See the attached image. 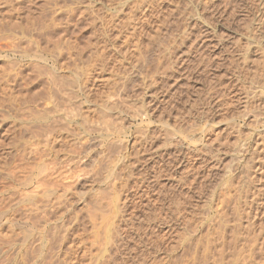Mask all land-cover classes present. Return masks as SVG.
I'll list each match as a JSON object with an SVG mask.
<instances>
[{
  "label": "rangeland",
  "instance_id": "374dc122",
  "mask_svg": "<svg viewBox=\"0 0 264 264\" xmlns=\"http://www.w3.org/2000/svg\"><path fill=\"white\" fill-rule=\"evenodd\" d=\"M21 1L0 0V264H264V0H87L89 7L93 3L94 8L98 7L99 10L93 8L96 12L119 19L118 25L134 13L130 26L135 29V37L131 38L136 39L128 45L124 43L125 36L115 38L113 25L108 33L114 48L96 43L97 30L90 15L82 13V8L89 5L86 0ZM114 7L120 8V14L112 16L111 12L116 13ZM48 23L51 26L47 28ZM55 72L62 80L81 78L86 99L76 104L80 103L78 110L87 116L82 115L87 121L75 117L69 126L57 121L60 128L55 126L49 138L43 129L51 118L43 119L44 113L49 112L51 117L58 111L59 118L70 108L66 107L67 99L54 91L58 87L51 82ZM52 92H56L53 97H58L60 103L64 101L56 111L53 105L58 98L55 100ZM50 99L55 101L51 103ZM113 102L120 111L107 110L105 106ZM121 103L125 105L121 107ZM77 106L74 104L76 109ZM99 110L115 117L107 116L123 129L120 134H111L109 139L106 134L112 133L110 128H105L106 136L102 138L97 131L92 132V126L99 128L108 121L103 120ZM83 125L89 134H82ZM65 128L72 134L68 138L81 136L79 143H88L90 148L72 162V150L80 144L71 145L63 139L68 131ZM115 141L126 143L125 148L111 146ZM46 145L53 147L48 149ZM51 165L57 174L62 172L50 177L58 187L56 196L63 190L59 182L69 185L65 198H60L64 202L52 207L54 210L46 208L48 217L61 224H57L56 241L54 238L51 246L44 249L45 257L40 263L41 259L34 256L36 242L24 240L28 233L19 225L23 222L22 199L34 191L40 195L38 191L42 189L35 179L42 168ZM71 169L73 176L65 178L68 173L63 172ZM229 179L233 186L228 189ZM216 211L225 217L224 223L231 221L225 223L227 227L233 223L232 230L221 222L219 213L217 223L224 229L216 223ZM214 223L215 227L220 225L221 232L231 231L233 235L225 236L223 231L224 236L217 233L222 240L213 236ZM234 227L241 228L236 230L237 241ZM210 228L213 230L207 232ZM252 230L257 231V237ZM36 231L33 235H37ZM241 231L249 238L240 236ZM216 237L218 240L212 244L209 239ZM244 242L253 246L245 247ZM224 243L235 247L227 245L229 250L233 248L232 253ZM215 244L219 248L225 245L222 252ZM240 250H245L243 256L238 255ZM218 252L221 256L217 254L215 258ZM249 253L252 258L244 259Z\"/></svg>",
  "mask_w": 264,
  "mask_h": 264
},
{
  "label": "bare ground",
  "instance_id": "6f19581e",
  "mask_svg": "<svg viewBox=\"0 0 264 264\" xmlns=\"http://www.w3.org/2000/svg\"><path fill=\"white\" fill-rule=\"evenodd\" d=\"M18 1V0H17ZM21 1V0H20ZM71 1V0H70ZM87 1V0H86ZM93 1V0H92ZM92 1H90V2H92ZM139 1V0H138ZM150 1V0H149ZM22 2V1H21ZM81 2V1H80ZM88 2V1H87ZM94 2V1H93ZM92 2V3H93ZM97 2V1H96ZM101 2V1H100ZM112 2V1H111ZM136 2V1H135ZM140 2V1H139ZM148 2V1H147ZM152 2V1H151ZM22 3H24V1L22 2ZM82 3V2H81ZM85 4H86V2H84ZM108 3H110V2H108ZM134 3V2H133ZM142 4L144 3L143 1L141 2ZM75 4H77V3H75ZM75 4H73V5H75ZM88 4H89V2H88ZM97 4V3H96ZM106 4V3H105ZM139 4V3H138ZM19 5V4H18ZM92 6L91 7H89L90 6V4L89 5H87L88 7H86L85 6V8L83 9L82 8V13H85L86 15H90L89 17H90V22L92 23V25H93V27L97 30V37H96V43L98 44V45H100V43H103V44H108V45H105L106 47L108 46H110V48H114L113 46V44H114V40H112L113 41V44H112V42H111V37H110V33H108L109 31H110V27H113V25L115 26V28H116V31L115 32H117L116 34H115V38H119V36L121 37V36H125V38H126V40H125V42L124 43H128V45L132 42V41H134L135 39L134 38H131V37H133L134 35H133V26H130V19H132L131 17H133V16H131L132 14L134 15V13H132V14H129L128 15V17L125 19L126 20V22H120V23H122V24H117V21L119 20L118 18V20H116L115 21V18H109V16H107V15H105V14H103L102 13V11H100V12H96L94 9L96 8H94L93 6H94V3L93 4H91ZM97 5H99V4H97ZM111 5V4H110ZM125 6V5H124ZM137 6H139V5H136L135 7H137ZM143 6V5H142ZM25 7V6H24ZM72 7V6H71ZM70 7V8H71ZM107 7V6H106ZM149 7V6H148ZM14 8V7H13ZM76 8V7H75ZM80 8H81V5H80ZM94 8V9H93ZM100 8H102V7H100ZM115 8V7H114ZM113 8V9H114ZM117 8H119V7H117ZM117 8H115V10H116V13H115V11L114 12H111L112 13V16L114 15V14H120V10H118L117 11ZM130 8V7H129ZM25 9H28V8H26L25 7ZM77 9V8H76ZM96 9H98V7L96 8ZM120 9V8H119ZM132 9H134V8H132ZM30 10H32V9H30ZM78 10V9H77ZM81 10V9H80ZM99 10V9H98ZM109 10V9H108ZM130 10V9H129ZM142 10V9H141ZM153 10V9H152ZM18 11H20V10H18ZM27 11V10H26ZM31 12V11H30ZM53 12H55V11H53ZM57 12V11H56ZM104 13H106L107 11L105 10V11H103ZM144 12V11H143ZM158 12V11H157ZM193 13H194V11H192ZM199 12V11H198ZM15 13V12H14ZM76 13V12H75ZM111 13H109V14H111ZM126 13V12H125ZM128 13H130V11L128 12ZM141 13V12H140ZM161 13V12H160ZM18 14V13H17ZM51 14H52V11H51ZM59 14V13H58ZM79 14V13H78ZM151 14V13H150ZM158 14V13H157ZM192 14V13H191ZM27 15V14H26ZM55 15H57V14H55ZM66 15V14H65ZM147 15V14H146ZM151 15H153V14H151ZM161 15V14H160ZM193 15V14H192ZM195 15V14H194ZM20 16H22V14L20 15ZM29 16V15H28ZM28 16H26V17H28ZM51 17H52V15H50ZM123 16V15H122ZM131 16V17H130ZM163 16V15H162ZM191 16V15H190ZM18 17V16H17ZM31 17V16H30ZM55 17V16H54ZM54 17H52V18H54ZM81 17H83V16H81ZM108 17V19H106ZM116 17V16H115ZM126 17V16H125ZM147 17V16H146ZM199 17V16H198ZM76 18V17H75ZM121 18V17H120ZM140 18V17H139ZM143 18H144V16H143ZM159 18H161V17H159ZM87 19V18H86ZM114 19V21H112ZM147 19V18H146ZM53 20V19H52ZM51 18H50V24H51ZM121 20H122V18H121ZM123 20H124V18H123ZM48 21V20H47ZM56 21V20H55ZM67 21V20H66ZM70 21V20H69ZM81 21V20H80ZM152 21V20H151ZM158 21V20H157ZM65 22V21H64ZM89 22V21H88ZM132 22H133V19H132ZM49 23L47 24V28L48 27H50V26H48L49 25ZM90 23V24H91ZM140 24H141V22H139ZM138 23V24H139ZM143 23V22H142ZM33 24V23H32ZM147 24H148V22H147ZM45 25V24H44ZM116 25H118V26H116ZM133 25V24H132ZM54 26V25H53ZM59 26V25H58ZM61 26H62V24H61ZM60 26V27H61ZM130 26V27H129ZM134 26H135V24H134ZM144 26V25H143ZM42 27V26H41ZM90 27H92V26H90ZM117 27H119V28H117ZM138 27V26H137ZM139 27H141V26H139ZM46 28V27H45ZM46 28V29H47ZM114 28V27H113ZM65 29V28H64ZM93 29V28H92ZM142 29V28H141ZM49 30V29H48ZM54 30V29H53ZM52 30V31H53ZM60 30H62V29H60ZM59 30V31H60ZM131 30V31H130ZM135 30V29H134ZM143 30V29H142ZM46 31V30H45ZM94 31V30H93ZM133 31V32H132ZM137 31V30H136ZM139 31H141V30H139ZM207 31V30H206ZM62 32H63V30H62ZM123 32H125V33H123ZM129 34H128V33ZM56 33V32H55ZM58 33V32H57ZM56 33V34H57ZM61 33V32H60ZM64 33V32H63ZM62 33V34H63ZM94 33V32H93ZM127 33V34H126ZM145 33V32H144ZM144 33H143V35H144ZM21 34H24V32L21 30ZM124 34H126V35H128V36H126V35H124ZM134 34H135V32H134ZM11 35H12V37H15L14 35H13V33H11ZM65 35V34H64ZM63 35V36H64ZM113 35H114V32H113ZM133 35V36H132ZM204 35V34H203ZM206 35V34H205ZM94 36H95V34H94ZM211 36H213V35H211ZM62 37V36H61ZM60 37V38H61ZM135 37V36H134ZM9 38H10V36H9ZM114 38V37H113ZM206 38V37H205ZM207 38H209V37H207ZM212 38V37H211ZM13 39V38H12ZM15 39V38H14ZM14 39H13V41H14ZM61 39H63V37L61 38ZM61 39H60V41H61ZM122 39V38H121ZM65 40V39H64ZM117 40V39H116ZM59 41V40H58ZM94 42V41H93ZM108 42V43H107ZM136 42L137 41H135L134 43L136 44ZM208 42V41H207ZM212 42V41H211ZM63 43V42H62ZM67 43V42H66ZM117 43V42H116ZM91 44V43H90ZM92 45V44H91ZM102 45V44H101ZM125 45V44H124ZM131 45V44H130ZM133 46H134V44H133ZM138 46V45H137ZM12 47V46H11ZM93 47V46H92ZM95 47V46H94ZM105 47V49H107ZM116 47V46H115ZM125 47V46H124ZM127 47V46H126ZM125 47V48H126ZM14 48V47H13ZM97 48V47H96ZM121 48V47H120ZM135 48H136V50H137V47L135 46ZM135 48H133V49H135ZM209 48V47H208ZM98 49H100V47H98ZM104 49V50H105ZM116 49H118V48H116ZM130 49H132V48H130ZM95 50V49H94ZM97 50V49H96ZM103 49H101V51H102ZM119 50V49H118ZM121 50H122V48H121ZM126 50H128L127 48H126ZM99 50H97V52H98ZM125 50L123 49V52H124ZM19 52V51H18ZM94 52H96V51H94ZM104 52V51H103ZM115 52H117V51H115ZM126 52V51H125ZM128 52H130V51H128ZM100 53V52H99ZM102 57V56H101ZM100 57V58H101ZM43 58V57H42ZM41 59V58H40ZM42 60H44V59H42ZM41 60V61H42ZM54 60H55V58H54ZM45 62V61H44ZM43 62V63H44ZM46 63V62H45ZM53 63H54V61H53ZM57 64V63H56ZM44 65V64H43ZM46 65V64H45ZM50 65V64H49ZM103 65V64H102ZM102 67V66H101ZM50 68V67H49ZM53 68V67H52ZM45 70H46V67H45ZM54 70V69H53ZM47 71V70H46ZM48 72V71H47ZM57 72V71H56ZM55 72V73H56ZM55 73H53V74H55ZM59 74V73H58ZM57 73H56V75L55 76H53L52 75V73L50 74L51 76H53L52 77V81L50 80L51 78H49L48 80L49 81H51V82H53L54 84H56L58 87H56L55 88V86H53V85H51V86H53L55 89H54V91L56 90V92H57V95H58V93L61 95H58V97L60 96V97H64V98H66L67 99V101H65L66 102V104H68V106H66V107H69L70 106V108L68 109V110H66V112H64L63 114H61V115H59L60 117V119L59 118H57L56 116H58V111H57V115L55 116V114H53V115H51V117L50 116H48L47 114H49V112H46V113H44L45 114V116H43V119H46L47 121L51 118V121L49 122V125L48 126H46V128L45 129H43L44 131V134H45V136H49V135H51L53 132L52 131H54L55 129H53L55 126H57V129L58 128H60V124L61 125H64V122H66L67 123V125L66 126H69L70 125V123L71 122H73L72 120L75 118V117H79L82 121H85V119L86 118H84V117H87L86 115L84 116V114H82L81 115V111L79 112V107L77 106L78 104H79V106H80V103H83V99L86 97V93L84 92V90L82 89V88H84L85 86L84 85H81V83H80V79L79 78H76V79H64V80H62L61 78H62V76L60 77V79H59V75H58ZM58 78H57V77ZM85 80V79H84ZM83 80V81H84ZM64 81V82H63ZM82 81V80H81ZM85 82V81H84ZM83 82V83H84ZM87 82V81H86ZM48 83V82H47ZM82 83V84H83ZM50 84V83H49ZM47 85V84H46ZM48 86V85H47ZM50 86V87H51ZM64 86V88H62ZM81 86H83V87H81ZM48 88V87H47ZM53 89V88H52ZM51 90V89H50ZM49 90V91H50ZM56 92H55V94L52 92V97L53 96H55L56 95ZM49 95V94H48ZM48 95H46V97L48 98ZM88 95V94H87ZM50 96V98H52ZM45 97V98H46ZM58 97H55L56 99L58 98ZM79 97V98H78ZM88 97V96H87ZM54 98V97H53ZM54 98V99H55ZM55 99V100H56ZM61 99V98H60ZM80 99V103L78 102V104H76L77 103V100H79ZM86 99V98H85ZM51 100V99H50ZM53 100V99H52ZM51 100V101H52ZM54 100V101H55ZM63 100V99H62ZM65 100V99H64ZM115 100H117V99H115ZM114 100V101H115ZM54 101H52L51 103H53ZM56 101H58V103L56 102L54 105H53V109H54V111H56V110H58L59 108H60V104L61 105H63L64 103V101H62V103H60L61 101H59V98H58V100H56ZM85 101V100H84ZM110 101V100H109ZM123 101V100H122ZM106 102V101H105ZM119 102H120V100H119ZM124 102V101H123ZM44 103H45V101H44ZM49 103H50V101H49ZM86 103V102H85ZM109 103V102H108ZM108 103L106 104V105H108ZM116 102H113V103H110V105H108V106H105L104 104V106L107 108V110H109V109H116L117 108V106L118 105H116L117 103H118V101H117V103L115 104ZM47 104V103H46ZM74 104L78 107L77 109L74 107ZM120 104V103H119ZM122 105H121V107L123 106V105H125L124 103H121ZM127 104V103H126ZM129 104H130V102H129ZM85 105V104H84ZM128 105V104H127ZM127 105L125 106V108H127ZM133 105V104H132ZM44 106H46V105H44ZM64 106V105H63ZM104 106L102 107V108H104ZM131 106V105H130ZM81 107V106H80ZM120 107V106H119ZM124 108V107H123ZM124 108V109H125ZM134 108V107H133ZM119 108H117V110H118ZM123 109V110H124ZM82 110V109H81ZM112 110V111H113ZM116 110V111H117ZM121 110V109H120ZM120 110H118V111H120ZM138 110V109H137ZM102 110H99V112H101ZM129 111V110H128ZM139 111V110H138ZM138 111H137V113H138ZM143 111V110H142ZM111 112V111H110ZM109 112V113H110ZM115 112V111H114ZM126 112V111H125ZM134 112H136V111H134ZM103 113V114H102ZM108 113V112H107ZM107 113H105V110H103V112H101V114H102V118H103V120H108V121H105L104 122V125L103 126H101V127H99V128H97V125L96 126H92V132L93 131H97L98 132V134H99V136L102 138V137H105L106 135L108 136V138L110 139V137H109V135H114V134H120L121 132H122V130L123 129H121L120 128V126L118 127L117 126V123L116 122H114L116 125H114V123H112V120H111V122H110V118H108L107 116H109V117H113L111 114V116L110 115H108ZM116 114V113H115ZM118 114V113H117ZM119 114H120V112H119ZM130 114H132V113H130ZM133 114H135V113H133ZM143 114V113H142ZM264 114V113H263ZM141 115V114H140ZM145 115V114H144ZM261 116V115H260ZM78 118V119H79ZM108 118V119H107ZM113 118H115V117H113ZM120 118V117H119ZM112 119V118H111ZM121 119V118H120ZM120 119H116L117 120V122L120 120ZM123 119V118H122ZM121 119V120H122ZM264 119V118H263ZM62 121L61 123H59V122H57V121ZM114 120V119H113ZM259 120V119H258ZM77 121V120H76ZM86 121H87V119H86ZM115 121V120H114ZM182 121V120H181ZM75 122V121H74ZM108 122V123H107ZM120 122V121H119ZM140 122H141V120H140ZM143 122V121H142ZM145 122V121H144ZM151 122V121H150ZM263 122V125H264V121H262ZM59 123V124H58ZM112 125H111V124ZM197 123V122H196ZM58 124V125H57ZM109 125H111L112 127H109ZM119 125H120V123H119ZM193 124H191V126H192ZM194 125H196V124H194ZM122 126V125H121ZM165 127H166V125H164ZM145 127V126H144ZM162 127H163V125H162ZM172 127H173V125H172ZM56 128V127H55ZM64 128V127H63ZM82 128H83V130H84V132L83 131H81V132H83L82 134L83 135H85V134H89V130H87V127L86 126H82ZM105 128L107 129V130H109V128L111 129V132L112 133H107L106 134V132L107 131H105ZM184 128V127H183ZM187 128H189V127H187ZM62 129V128H61ZM65 129H67V128H65ZM135 129V128H134ZM139 129V128H138ZM199 129V128H198ZM68 130V131H67ZM66 131H67V135L65 136L64 135V137H63V139L65 138L66 140H67V142L68 143H70L71 145H73V144H75V142H77L78 144H80V146H75V148L77 147L78 148V151H77V148L75 149V150H72V152H73V154H74V156L73 157H71L70 156V161L69 162H72V159H75L76 157H78V155H83V154H85V153H87L88 151H89V145L87 146V144H85V143H79V141L81 140V136H79L78 138H68L67 136H72V134L70 133L71 131L69 130V129H67ZM141 130V129H140ZM162 130V129H161ZM178 130V129H177ZM185 130H187L188 131V129H185ZM193 130H195L196 131V129L194 128ZM260 130V129H259ZM258 130V131H259ZM57 131V130H56ZM165 131H167V130H165ZM168 131H169V129H168ZM167 131V132H168ZM192 131V130H191ZM191 131H189V132H191ZM202 131V130H201ZM139 132V131H138ZM170 132H171V130H170ZM170 132H168V134L170 133ZM256 132V131H255ZM263 132V131H262ZM141 133H142V130H141ZM163 133H164V131H163ZM181 133V132H180ZM183 133V132H182ZM181 133V134H182ZM184 133H186V132H184ZM256 133H258V132H256ZM64 134H65V132H64ZM97 134V133H96ZM95 134V135H96ZM106 134V135H105ZM123 134H124V131H123ZM135 134H137V133H135ZM166 134V133H165ZM164 134V135H165ZM167 134V135H168ZM263 134V133H262ZM82 135V137L84 138V136ZM125 135V134H124ZM127 135V134H126ZM142 135V134H141ZM166 135V136H167ZM184 135V134H183ZM191 135V134H190ZM252 135V134H251ZM258 135V134H257ZM53 136V135H52ZM60 136V135H59ZM58 135L56 136V137H59ZM87 136V135H86ZM90 136V135H89ZM170 136V135H169ZM260 136H262V135H260ZM90 137H92V136H90ZM113 137V136H112ZM168 137V136H167ZM252 137V136H251ZM258 137H259V135H258ZM49 138H50V136H49ZM53 138H55L54 136H53ZM95 138H97L96 136H95ZM99 138V137H98ZM107 138V139H108ZM119 138V137H118ZM118 138H117V141H118ZM143 138H145V137H143ZM152 138V137H151ZM183 138H186V137H183ZM256 138V137H255ZM56 139L57 138H55V141H56ZM58 139H60V140H63L62 138H58ZM114 139V138H113ZM120 139V138H119ZM176 139H177V137H176ZM257 139V138H256ZM85 140V139H84ZM84 140H82V141H84ZM99 140V139H98ZM128 140V139H127ZM143 140V139H142ZM175 140V139H174ZM260 141H261V143L264 141H262L261 139H259ZM52 141V140H51ZM58 141V140H57ZM107 141V140H106ZM112 141V139L109 141L108 140V142L110 143ZM135 141V140H134ZM144 141V140H143ZM150 141V140H149ZM180 141V140H179ZM192 141V140H191ZM248 141V140H247ZM81 142V141H80ZM89 142V141H88ZM114 142V141H113ZM133 142V141H132ZM131 142V143H132ZM136 142H138V141H136ZM181 142V141H180ZM257 143H259V144H261L260 142H258V141H256ZM256 142L254 143V146L258 149V147L259 146H256ZM49 143V140L46 138V144H48ZM98 144H99V141L97 142ZM118 143H120L119 141H118ZM186 143V142H185ZM189 143V142H188ZM248 143V142H247ZM51 144H52V142H51ZM53 144H55L54 142H53ZM102 144V143H101ZM101 144H99V145H101ZM105 144H107V142L105 143ZM116 144V141H115V143H113V144H110L111 146H114ZM126 144V143H125ZM124 144V145H125ZM145 144V143H144ZM264 144V143H263ZM71 145H69V146H71ZM93 145V144H92ZM97 145V144H96ZM104 145V144H103ZM108 145V144H107ZM106 145V146H107ZM109 145V148L111 147ZM116 145H120V149L122 150V148H125V146L123 145V143H121V144H116ZM115 145V146H116ZM149 145V144H148ZM177 145V144H176ZM242 145L244 146V144L242 143ZM250 145V144H249ZM258 145V144H257ZM262 145V144H261ZM105 146V147H106ZM122 146V147H121ZM124 146V147H123ZM139 146H141V144L139 145ZM138 146V147H139ZM46 147H47V145H46ZM53 147V146H52ZM52 147H47L48 149H52ZM245 147V146H244ZM262 147V146H261ZM260 147V148H261ZM106 148H108V147H106ZM153 148V147H152ZM112 149V148H111ZM114 149H116L117 151H118V149L116 148V147H114ZM120 149H119V151H120ZM131 149V148H130ZM136 149V148H135ZM143 149H144V147H143ZM254 149V148H253ZM110 150V149H109ZM113 150V149H112ZM142 150V149H141ZM175 150V149H174ZM245 150H247L246 148H245ZM244 150V151H245ZM251 150V149H250ZM249 150V151H250ZM260 150V149H259ZM49 151V150H48ZM103 151V150H102ZM117 151H116V153H117ZM144 151V150H143ZM142 151V152H143ZM147 151V150H146ZM151 151V150H150ZM254 151H256V149L254 150ZM261 151H263V150H261ZM96 152H98V151H96ZM104 152V151H103ZM102 152V153H103ZM108 152V151H107ZM179 152V151H178ZM91 153V152H90ZM119 153V152H118ZM117 153V154H118ZM132 153H133V151H132ZM140 153V152H139ZM247 153V152H246ZM106 154V152H104V155ZM121 154V153H120ZM134 154V153H133ZM137 154V153H136ZM153 154V153H152ZM44 155H46V153L44 154ZM98 155V154H97ZM109 156V154H106V156ZM112 155H114L113 154V152H112ZM173 155V154H172ZM264 155V154H263ZM50 156V155H49ZM102 156V155H101ZM111 156V155H110ZM126 156V155H125ZM133 156H135V154L133 155ZM139 156V155H138ZM159 156V155H158ZM176 156V155H175ZM188 156V155H187ZM258 156H259V154H258ZM52 157V156H51ZM82 157V156H81ZM80 157V158H81ZM105 157V156H104ZM111 157H113V156H111ZM115 157V156H114ZM113 157V158H114ZM129 157V156H128ZM157 157V156H156ZM173 157V156H172ZM50 158V157H49ZM53 158V157H52ZM67 158V157H66ZM96 158V157H95ZM94 158V159H95ZM106 158V157H105ZM124 158V157H123ZM175 158V157H174ZM91 159H93V158H91ZM112 158H110V160H111ZM128 159V158H127ZM173 159V158H172ZM259 159V158H258ZM52 160V159H51ZM51 160H50V162H51ZM85 160H87V159H85ZM99 160H101V159H99ZM105 159H103V161H104ZM122 160V159H121ZM142 160V159H141ZM140 160V161H141ZM178 160V159H177ZM54 161H55V159H54ZM53 161V162H54ZM63 161V160H62ZM74 161V160H73ZM80 161V160H79ZM106 161V160H105ZM116 161V160H115ZM132 161H133V159H132ZM154 161V160H153ZM172 161V160H171ZM176 161V160H175ZM77 162V161H76ZM81 162V161H80ZM100 162V161H99ZM110 162V161H109ZM122 162V161H121ZM124 162H125V160H124ZM123 162V163H124ZM136 162V161H135ZM168 162H169V160H168ZM57 163V162H56ZM56 163H54V164H56ZM97 163V162H96ZM113 163V162H112ZM111 163V164H112ZM120 163V162H119ZM128 163V162H127ZM138 163V162H137ZM53 164V165H54ZM62 164V163H61ZM75 164V163H74ZM98 165H100L99 163H97ZM105 164V163H104ZM108 164H110V163H108ZM134 164V163H133ZM172 164H173V162H172ZM175 164V163H174ZM262 164V163H261ZM53 165H51V167L53 166ZM95 165V164H94ZM103 165V164H102ZM128 165H130V164H128ZM141 165V164H140ZM163 165V164H162ZM48 166V165H47ZM61 166V165H60ZM63 166V165H62ZM65 166V165H64ZM63 166V167H64ZM73 166H75V165H73ZM93 166V165H92ZM119 166H121V164H119ZM123 166V165H122ZM132 166V165H131ZM130 166V167H131ZM153 166V165H152ZM172 166V165H171ZM42 168L41 170H40V175H38V177L35 179V180H37L36 182L39 184V185H37V186H41V188L40 189H42V191H38V192H41L40 193V195H38L39 193H37L36 191H34V192H32V194H30V195H26L25 197H24V199H22V200H24L25 201V204H24V202H23V204H24V209H23V215H22V218L21 219H23V222H22V224L21 225H19V229H22L24 232H27L28 233V235L24 238V240H29V241H35L36 242V244H35V246L34 247H36L37 246V251H36V255H34L37 259L36 260H39V259H41V260H39L40 261V263H41V261H42V259H43V257H45L44 255H43V253H44V249L47 247V249H48V246L50 247L51 246V243L52 242H54V238H55V241H56V236H58V234L57 233H59L58 232V226H57V224L58 223H56V221L55 220H52L50 217H48V215H47V211H46V208L47 207H50V209L53 207V208H55L57 205H59L61 202H64V201H61L60 202V198L62 197V196H64L63 198H65V195H66V193L68 192V190L67 189H65L69 184H68V182H59V183H61L60 185H59V187H61L63 190H62V192H61V194L60 195H58V196H56L57 195V192H58V187H56L57 185L53 182L54 180H52L50 177H52L51 175H53V173L54 174H57L56 172H55V170H56V168H55V170H54V167H52V168ZM76 167V166H75ZM74 167V168H75ZM125 167V166H124ZM123 167V168H124ZM128 167V166H127ZM158 167V166H157ZM170 167V166H169ZM256 167V166H255ZM65 168V167H64ZM70 168V166L67 168V169H69ZM95 168V167H94ZM109 168V167H108ZM114 168H116L115 166H114ZM122 168V169H123ZM180 168V167H179ZM61 169V168H60ZM76 169V168H75ZM93 169V168H92ZM96 169V168H95ZM112 169V168H111ZM122 169H121V172H122ZM158 169V168H157ZM57 170H58V172H59V169L57 168ZM72 170L73 169H71V171L69 170V172H67L66 170L63 172V175H64V173H68V174H66L67 176H65V178L66 177H68V175H69V177H70V175H71V177L73 176L72 174H74V172L72 173ZM98 170H100V169H98ZM98 170H97V172H98ZM113 170V169H112ZM111 170V171H112ZM124 170V169H123ZM132 170V169H131ZM144 170V169H143ZM95 171V170H94ZM107 171V170H106ZM111 171H109V172H111ZM117 171V170H116ZM132 172V171H131ZM140 172V171H139ZM157 172V171H156ZM167 172V171H166ZM261 172V171H260ZM62 173V172H61ZM60 173V174H61ZM112 173V172H111ZM113 173H116V172H113ZM259 173V172H258ZM39 174V173H38ZM59 174V173H58ZM57 174V177L58 176H60V174L58 175ZM124 174V173H123ZM155 174V173H154ZM157 174V173H156ZM155 174V175H156ZM158 174H159V172H158ZM157 174V175H158ZM169 174V173H168ZM167 174V175H168ZM234 174V173H233ZM63 175H62V177H63ZM109 175H111L110 173H109ZM109 175H108V177H109ZM112 175H116V174H112ZM151 175V174H150ZM149 175V176H150ZM167 175H165V176H167ZM121 176V175H120ZM152 176H153V174H152ZM162 176V175H161ZM171 176H172V174H171ZM61 177V178H62ZM115 177H118V176H115ZM114 176L112 177V178H115ZM155 177V176H154ZM154 177H152V178H154ZM239 177V176H238ZM260 177V176H259ZM103 178V177H102ZM107 178V177H106ZM110 178V177H109ZM108 178V179H109ZM145 178V177H144ZM229 178V177H228ZM263 178V177H262ZM261 178V179H262ZM57 179V178H56ZM230 179H234V178H230ZM229 179V180H230ZM236 179V178H235ZM241 179V178H240ZM51 180H52V182H51ZM61 180V179H60ZM63 180H65V179H63ZM157 180V179H156ZM263 180V179H262ZM59 181V180H58ZM108 181V180H107ZM149 181V180H148ZM232 180H230V183L228 184V189H229V187L231 188L233 185V183L231 182ZM239 181V180H238ZM259 181V180H258ZM264 181V180H263ZM35 182V183H36ZM55 182H57V180L55 181ZM110 182V181H109ZM58 183V182H57ZM107 183V182H106ZM118 183V182H117ZM121 183V182H120ZM148 183V182H147ZM232 183V184H231ZM236 183V182H235ZM111 184V183H110ZM227 184V183H226ZM149 185V184H148ZM229 185H232V186H229ZM236 185V184H235ZM234 185V186H235ZM242 186V185H241ZM245 186H246V184H245ZM239 187V186H238ZM147 188V187H146ZM241 188V187H240ZM245 187L243 186V188L242 189H244ZM60 189V188H59ZM227 189V188H226ZM237 188H235L234 189V191L236 190ZM241 189V190H242ZM238 190H240L239 188H238ZM237 190V191H238ZM240 190V191H241ZM229 191V190H228ZM227 191V192H228ZM233 191V192H234ZM236 191V192H237ZM60 192V191H59ZM242 192V191H241ZM240 193V192H239ZM239 193H237V194H239ZM227 194V193H226ZM235 194V193H234ZM243 194V193H242ZM230 194H228V196H229ZM233 195V194H232ZM236 196V195H235ZM238 196H240V194L238 195ZM238 196H236V197H238ZM241 196H244V195H241ZM62 198V199H63ZM231 198H232V196H231ZM234 199V198H233ZM244 199V198H243ZM240 200V199H239ZM21 202V201H20ZM220 202H222V201H220ZM235 206V205H234ZM238 206H240V201L238 202ZM20 207V206H19ZM218 207V206H217ZM52 208V210H54ZM57 208V207H56ZM234 208V207H233ZM232 208V209H233ZM238 208V207H237ZM240 208H241V206L238 208L239 210H240ZM49 209V208H48ZM47 209V210H48ZM222 209V208H221ZM235 209H236V206H235ZM237 209V210H238ZM51 210V211H52ZM220 210V209H219ZM242 210V209H241ZM49 211V210H48ZM221 211V210H220ZM223 211V210H222ZM245 211V210H244ZM55 212V211H54ZM54 212H53V214H54ZM217 212V211H216ZM224 212H226V211H224ZM223 212V213H224ZM238 212V211H237ZM246 212V211H245ZM220 214V216H221V213L220 212H217L216 214H217V217H216V223L219 221V220H217L219 217H218V215ZM255 213H257V212H255ZM260 213V212H259ZM226 214H227V212H226ZM225 214V215H226ZM236 214V216H239L241 213H238L239 215H237V213H235ZM20 215V216H21ZM49 215H51V214H49ZM234 215V214H233ZM255 215V214H254ZM235 216V215H234ZM224 217V216H223ZM247 217H248V215H247ZM54 218V217H53ZM227 218V217H226ZM232 218H234V217H232ZM238 218H241V217H237V219ZM220 219V218H219ZM221 219H222V221L221 222H223V221H225V217L224 218H222V216H221ZM224 219V220H223ZM249 219V218H248ZM59 220H61V219H59ZM228 220V219H227ZM235 220V219H234ZM233 219H232V221H234ZM58 221V220H57ZM246 221V220H245ZM229 222V221H228ZM228 222H225V223H228ZM185 223V222H184ZM224 223V222H223ZM224 223V225L226 226V224ZM229 223H231V221L229 222ZM61 224V223H60ZM60 224H58L59 226H60ZM207 224V223H206ZM217 224H220V222L219 223H217ZM234 224H236L237 226H238V224L237 223H234ZM214 225H216L215 223L213 224V229H214ZM221 225V224H220ZM220 225H219V227H220ZM228 225V227L227 228H229V230L231 229L232 230V228L231 227H233L232 225H233V223H232V225H231V227L229 226V224H227ZM235 225V226H236ZM251 225V224H250ZM249 225V226H250ZM212 226V225H211ZM217 226V225H216ZM251 226H253V225H251ZM250 226V227H251ZM219 227H215V229L216 230H218V231H216L215 232V229H214V231H213V234H212V232H210L213 236L214 235H216V236H218V238H219V234H217V233H220L221 231V229L223 228L222 227V225H221V229L219 228ZM225 227V228H226ZM238 227H240V226H238ZM248 227V226H247ZM246 227V228H247ZM250 227H249V229H250ZM254 227V226H253ZM263 226H260L259 228L261 229ZM209 228V227H208ZM226 228V230H228ZM235 228H237V227H234V229ZM243 229H245L244 227H242ZM258 228V229H259ZM212 229V230H213ZM224 229V228H223ZM233 229V230H234ZM239 229H241V228H239ZM238 229V230H239ZM242 229V230H243ZM248 229V228H247ZM248 229V230H249ZM252 229V228H251ZM254 229V228H253ZM264 229V227L261 229V230H263ZM34 230H37L36 231V233L35 234H37V235H33V231ZM211 230V228H210V230H207V232L208 231H212ZM237 229H235V240L237 241V239H238V237H239V234H238V230L236 231ZM261 230H259V231H261ZM224 231V230H223ZM222 231V232H223ZM246 231V230H245ZM245 231H241V234H240V236L242 235V234H244V232ZM251 231V230H250ZM250 231H248V232H250ZM254 231V233H256L257 231H255V230H252V232ZM258 231V232H259ZM216 234H215V233ZM220 233V234H222L223 235V233ZM227 232H229V231H227ZM234 232V231H233ZM243 232V233H242ZM247 232V231H246ZM261 232H263V231H261ZM209 233V234H210ZM230 233L233 235V233L230 231ZM229 233V234H230ZM260 233V232H259ZM180 234V233H179ZM208 234V235H209ZM209 235L210 237H212V235ZM224 234H225V231H224ZM226 234H228V233H226ZM226 234H225V236H226ZM228 234V235H229ZM247 235H248V233H246ZM246 234H244V235H246ZM250 234H251V232H250ZM183 235V234H182ZM207 235V236H208ZM246 235V236H247ZM256 235V236H255ZM260 235H261V233H260ZM201 236V235H200ZM204 236H205V234H204ZM208 236V237H209ZM224 236V235H223ZM238 236V237H237ZM243 236V235H242ZM254 236L255 237H257V233L256 234H254ZM252 237V238H255V237ZM259 236V235H258ZM182 237V236H181ZM198 237V236H197ZM222 236H220V238H221ZM245 237V236H244ZM248 237V236H247ZM246 237V238H247ZM58 238V237H57ZM202 238V237H201ZM212 238H215V237H212ZM217 238V237H216ZM218 238L217 239H209V240H212V244H213V240H218ZM219 238V239H220ZM224 238H227V237H224ZM223 238V239H224ZM228 238H230L229 236H228ZM231 238H232V236H231ZM231 238H230V241L231 242H236L233 238V240L234 241H232L231 240ZM243 239V237H240V239ZM249 238V237H248ZM251 238V239H252ZM178 239V238H177ZM245 239V238H244ZM257 239V238H256ZM258 239H260V238H258ZM208 240V241H209ZM220 240H222V239H220ZM219 240V241H220ZM224 240H226V239H224ZM223 240V241H224ZM246 240V239H245ZM255 240V239H254ZM253 240V241H254ZM219 241L218 242H216L217 244L219 243ZM223 241H222V243H223ZM229 241V242H230ZM242 241V244H243V240H241ZM247 241V240H246ZM249 241V240H248ZM256 241L257 240H255V243H256ZM262 241H263V239H262ZM177 242H178V240H177ZM195 242V241H194ZM206 242H207V240H206ZM211 242V241H210ZM210 242H208V243H210ZM226 242V241H225ZM250 242L252 243V241L250 240ZM249 242V243H250ZM207 243V246L208 245H210V244H208ZM215 243V242H214ZM238 243H240L239 241H238ZM238 243H235V245L236 244H238ZM246 243H248V242H246ZM245 242H244V245L246 244ZM220 244H221V242H220ZM226 246L227 245H230V243L229 244H226V243H224ZM232 244V243H231ZM241 244V245H242ZM216 245V244H215ZM224 245V246H225ZM234 245V244H233ZM241 245H237V246H240V247H242ZM255 245V244H254ZM213 246V245H212ZM217 246V245H216ZM218 246H219V244H218ZM217 246V248H219ZM221 246V245H220ZM223 246V245H222ZM223 246V247H224ZM225 246V248H227V250H228V252H231L230 250L232 249L233 250V248H235L234 246H232V245H230L231 247H233V248H230V250L228 249V246L226 247ZM248 246H253V245H249L248 244ZM248 246H246L245 245V247H248ZM33 247V248H34ZM211 247V246H210ZM210 247H208V248H210ZM223 247H220V248H222L221 250H220V248H219V251H221L222 252V250H223ZM239 247V248H240ZM244 247V246H243ZM245 247H244V249H245ZM255 247V246H254ZM253 247V248H254ZM213 248V247H212ZM211 248V249H212ZM215 248L216 247H214V250H215ZM224 248V249H225ZM237 248V247H236ZM253 248H251V253L253 254ZM35 249V250H36ZM50 249V248H49ZM104 249V248H103ZM241 249V248H240ZM243 249V248H242ZM246 249H249V248H246ZM253 249V250H252ZM31 250H33V249H31ZM207 250V249H206ZM206 250H205V252H206ZM217 250V249H216ZM226 250V251H227ZM250 250V249H249ZM218 251V250H217ZM216 251V252H217ZM239 251V250H238ZM238 251H237V253H238ZM241 251V250H240ZM245 251V250H244ZM244 251H241L240 253H238V255H240L242 252H244ZM32 253L34 252L35 253V251L33 250V251H31ZM210 252V251H209ZM208 252V253H209ZM221 252L219 253H216V256H215V258L216 257H218V255H220L221 256ZM224 252V251H223ZM228 252H225V253H227L228 254ZM255 252V251H254ZM33 253V254H34ZM207 253V252H206ZM225 253H222V254H225ZM232 253V252H231ZM231 253H229V254H231ZM246 253H247V250H246ZM251 253H249V254H246V256L244 257V259H249L250 260V258H252V254ZM215 254V253H214ZM218 254V255H217ZM227 254H225L224 255V257L227 255ZM245 253H243V255H244ZM32 255V254H31ZM242 255V254H241ZM242 255V256H243ZM80 256H82V254L80 255ZM219 256V257H220ZM223 256V255H222ZM228 256V255H227ZM223 257V258H224ZM253 257H254V255H253ZM222 258V259H223ZM31 259V258H30ZM45 259V258H44ZM220 259V258H219ZM243 258L241 259V260H243L242 262H244L245 260H244ZM32 260V259H31ZM252 260V259H251ZM254 260V259H253ZM44 261H46V259L44 260ZM248 261V260H247ZM249 262H253V261H249ZM37 263V262H36ZM35 264V263H34ZM245 264H247V262L245 263ZM248 264H250V263H248Z\"/></svg>",
  "mask_w": 264,
  "mask_h": 264
}]
</instances>
